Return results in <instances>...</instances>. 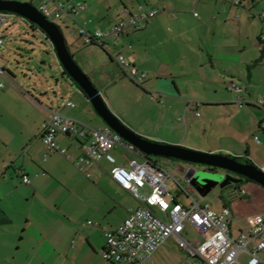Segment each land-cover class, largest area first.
<instances>
[{"label":"crops","instance_id":"1","mask_svg":"<svg viewBox=\"0 0 264 264\" xmlns=\"http://www.w3.org/2000/svg\"><path fill=\"white\" fill-rule=\"evenodd\" d=\"M125 8L133 13L154 8L159 14L144 28L109 40L147 73L145 87L126 77L103 48L113 65L95 60L94 85L109 92L107 99L120 119L155 141L264 164V110L258 104L264 97V20L258 15L264 12V0H243L242 6L233 0H125L123 12L115 10L111 20L100 21L95 12V31L127 18ZM7 73L10 81L0 86V264H87L90 254L102 253L105 232L125 220L133 208L130 197H135L113 179V167L106 168L102 160L88 167L90 177L77 169L74 161L82 154L77 139L59 135L57 143L66 153L48 151L41 138L47 112L36 98L38 91L48 95L49 83H26L25 90L24 83ZM68 79L67 95L79 97L78 104L71 96L56 110L90 127L105 126L86 115L88 105L80 97L85 93ZM31 86L37 90L29 91ZM125 86H132L139 98L129 97L122 90ZM63 87L65 92L68 85ZM127 158L119 162L116 157L117 164L126 165ZM24 176L30 183L23 182ZM257 188L237 184L233 191L222 192L216 205H208L217 212L229 206L236 216L249 208L245 198ZM257 213L262 212L242 217ZM165 245L147 264H155Z\"/></svg>","mask_w":264,"mask_h":264},{"label":"built area","instance_id":"2","mask_svg":"<svg viewBox=\"0 0 264 264\" xmlns=\"http://www.w3.org/2000/svg\"><path fill=\"white\" fill-rule=\"evenodd\" d=\"M237 6L243 0H233ZM44 16L53 21L64 16L79 25V34L86 44H96L103 48L114 59L122 71L133 83L145 87L147 73L139 70L133 58L117 52L110 44V39H118L129 30H140L159 14L158 9H139L133 13L125 8L127 18H122L106 30L91 31L87 24L77 21V15L85 10V1L72 0H39L36 5ZM264 20V12L258 14ZM8 13L0 12V28L7 26ZM260 39L264 42V21ZM4 44V33H0V48ZM5 70L0 68V75ZM3 87V83L0 84ZM232 88L239 90L233 84ZM68 105L74 106L71 101ZM201 105L202 102H197ZM264 110V97L258 102ZM46 111L41 125V138L48 151L66 153V149L57 143L59 135L77 139L82 154L74 161L80 171L90 177L88 167L95 162L106 160L113 164L111 176L127 189L139 202L136 208H130L129 214L117 227L105 232V245L102 256L113 264H147L154 252L173 240L191 264H264V212L236 219L232 209L225 206L220 212L213 210L208 204H201L190 191L188 185L178 182L189 203L184 204L171 194L167 181L171 174L158 162L145 156L133 144L124 141L108 125L93 128L72 117L61 114L53 107H43ZM200 115V113H197ZM264 129V119L261 122ZM256 141L259 138L255 137ZM81 141V142H80ZM121 145L131 152L142 156L143 160L127 158L126 165L117 164L112 150ZM48 158V154L44 156ZM31 179L23 177L28 184ZM237 220L245 223L246 228H239L234 235L232 226ZM198 232L203 240H190L185 235L187 226ZM245 255L246 259H242Z\"/></svg>","mask_w":264,"mask_h":264},{"label":"rangeland","instance_id":"3","mask_svg":"<svg viewBox=\"0 0 264 264\" xmlns=\"http://www.w3.org/2000/svg\"><path fill=\"white\" fill-rule=\"evenodd\" d=\"M18 1L32 2L34 5H37L39 0ZM76 1H86L89 5L87 12H82L77 15V19L81 23L86 22L87 28L89 30L92 29L95 32V12L97 17H100V21H103L102 17H107L111 20L114 18L113 14H115V10L123 12V1L125 0ZM8 21L9 24L7 26H2L0 28V33H4V44L0 48V68H3L7 72H10L12 75H14V81L16 83H24L25 90H27L28 88V85L26 83H36L35 85H37V83H49V85L47 86L49 88L48 95H44L45 93L36 91L37 95H39L38 97L45 102L46 106L58 109L57 107L60 105V102H66L68 98H70L72 95H67V93H69V79L68 76L64 73L63 66L60 65L59 59L56 53L54 52V46L52 42L50 41V39H48V37L43 31H41L40 29L33 28L31 23L22 16H19L17 14H8ZM53 22L60 25L61 30L63 31L66 37L69 49L75 55V61L79 64L82 70L89 76V78L95 84V60H106L107 63L110 62L111 65H113V62L111 61L108 54L104 52L100 48V46L96 47L94 44H86L84 39L79 34L78 23L74 22L68 17L64 16L61 20L55 19L53 20ZM96 28L99 29L100 27ZM99 30H105V28ZM6 71L4 74H2V76H0V83H3V85L4 83H8V81H10V76H8V73ZM57 81L58 83H60L58 86H56ZM64 84L68 85V88L65 92L62 91V89L64 88ZM131 88L132 86H125L122 87V90L129 97H133L134 99L139 98V95H137L135 91L131 90ZM33 90H37V88H33V86H31L29 91ZM54 92H56V95L54 94ZM58 92H62L63 94L59 95ZM100 94L102 95L104 101L111 109V111L116 114L107 99L109 92L105 94L104 91H101ZM81 95L82 96L80 97H82V99H84V101L88 105L86 109V115L89 114L91 118H95V122H98L101 125H105V122L94 110L87 96L85 94ZM72 97L73 101L78 104V101L76 99H79V97ZM258 134L259 133H256V135ZM254 143L255 142L251 141V144ZM112 154L117 157L119 162L122 161L124 155L129 156L131 158H136L137 160H142L137 155L131 154V152L126 151L124 149H120L118 147H116V149L112 151ZM150 158L158 162L159 165L163 166V168L171 174V178L167 181V184L168 187H170L171 191L176 195V197L179 198V201L184 204L189 203L187 195L181 191L178 182H180L182 185H188L187 180L185 178V172L189 169H195V175H199V179H202V177L206 174L208 170V166L161 156L152 155ZM102 164L108 169H111L114 166L113 164L108 163L105 159L102 160ZM255 164L262 170H264V164L261 163L259 165V163L257 162ZM246 182L251 183V185L257 186L258 188L255 193H253V196L245 198V202L248 203L249 208L246 209V211H242L238 215H236V219H239L243 215L247 214V212H264V195L260 191V189L264 191V186L255 181L249 182L246 179L240 184L243 185ZM235 187V184L224 189L216 187L212 191H210L206 196L201 195L197 190H195L193 192V196L201 204L216 205L215 200L216 198L221 196L222 192L226 193L227 189V191H233ZM225 198L228 197L225 196ZM130 199L131 205L134 208L139 206L138 201L135 198H132L131 196ZM237 224L242 223L238 222L237 220L233 222L232 228L234 235L237 234L236 230L239 228V225ZM184 235H186V237L190 240H203L202 236L198 232H196V230L191 226H188ZM97 253H95V255H89V261L87 264H112L111 262L106 261L102 257L101 251H98ZM262 254L264 255V251L262 252ZM241 258L243 260L246 259L245 255H242ZM155 260V264H187V260L184 253L172 240H169L167 242V244L164 246L160 253L158 252V255H156Z\"/></svg>","mask_w":264,"mask_h":264},{"label":"water","instance_id":"4","mask_svg":"<svg viewBox=\"0 0 264 264\" xmlns=\"http://www.w3.org/2000/svg\"><path fill=\"white\" fill-rule=\"evenodd\" d=\"M0 12L22 16L46 34L54 46V52L65 74L83 90L105 124L118 133L124 141L133 144L147 157L161 156L208 166L202 179H199V175H195V169L185 172V178L189 180L190 191L197 190L201 195L206 196L216 187L224 189L233 184H240L245 179L264 186V170L243 156L209 153L174 143L155 141L125 125L111 111L93 81L75 61V56L69 49L60 25L48 20L32 2L0 0ZM54 94L56 95V92ZM36 101L40 106L48 107L39 97Z\"/></svg>","mask_w":264,"mask_h":264},{"label":"trees","instance_id":"5","mask_svg":"<svg viewBox=\"0 0 264 264\" xmlns=\"http://www.w3.org/2000/svg\"><path fill=\"white\" fill-rule=\"evenodd\" d=\"M31 25H32L33 28L37 29L33 24H31ZM64 73H65V71H64ZM246 180L250 181L249 179H246Z\"/></svg>","mask_w":264,"mask_h":264}]
</instances>
